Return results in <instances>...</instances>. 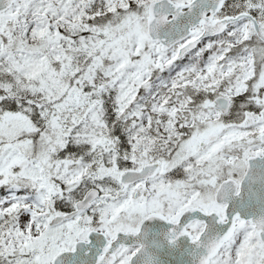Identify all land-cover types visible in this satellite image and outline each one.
I'll return each mask as SVG.
<instances>
[{
	"label": "snow or ice",
	"instance_id": "snow-or-ice-1",
	"mask_svg": "<svg viewBox=\"0 0 264 264\" xmlns=\"http://www.w3.org/2000/svg\"><path fill=\"white\" fill-rule=\"evenodd\" d=\"M0 264H264V0H0Z\"/></svg>",
	"mask_w": 264,
	"mask_h": 264
}]
</instances>
